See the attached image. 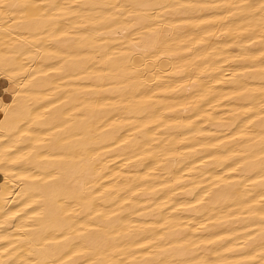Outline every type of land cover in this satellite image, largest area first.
I'll return each instance as SVG.
<instances>
[{"label":"bare ground","instance_id":"6f19581e","mask_svg":"<svg viewBox=\"0 0 264 264\" xmlns=\"http://www.w3.org/2000/svg\"><path fill=\"white\" fill-rule=\"evenodd\" d=\"M0 264H264V0H0Z\"/></svg>","mask_w":264,"mask_h":264},{"label":"rangeland","instance_id":"374dc122","mask_svg":"<svg viewBox=\"0 0 264 264\" xmlns=\"http://www.w3.org/2000/svg\"><path fill=\"white\" fill-rule=\"evenodd\" d=\"M38 4H43V3H38ZM39 12H40L41 14H47V15L50 14V11H49V12H48V11H45V7L42 9V11L39 10L38 13H39ZM46 12H47V13H46ZM51 13H52V12H51ZM192 42H193V41H192ZM238 53H239V51L236 52V54H238ZM149 67H150V66H149ZM150 69H151V68H150ZM183 80H185V79L183 78ZM212 102H214V101H211V102L209 101V102H207V105H208V106H207V105H206V106H207V107H209V106H211V105H212V106H213V105L215 106L216 103H215V102L212 103ZM176 103H177V105H178V104H181V100H179V102L176 101ZM209 104H210V105H209ZM175 105H176V104H175ZM212 106L210 107V109H208L207 107H205V108H204L205 110H204V111H203V110L201 111V113H204V112H205V113H204V114H201V116L199 115L200 117H199V119L197 118V120H200L201 122H204V120H205V122L203 123V124H205L206 121H207L209 118L214 117L215 113H217V112L219 113V109H218L217 112H216V111L214 110V109H216V108H214V107L212 108ZM172 109H173V108H172ZM174 109H175V108H174ZM211 109H212V111H210ZM165 110H166V109L161 110V111L164 112ZM169 110H171V109L166 110L165 113H166L167 111H169ZM207 111H208V112H207ZM213 111H215V113H214V114H211V113H213ZM160 113H161V112H159V115H160ZM210 114H211V115H210ZM159 115H158V116H159ZM204 116L207 117L208 119H207V118H204ZM201 117H202V118H201ZM157 118L160 119L161 117H156V120H158ZM160 120H161V122L165 121V119H160ZM162 120H163V121H162ZM131 127H132V126H131ZM244 128H245V127H243L242 130H238V131H239V132H240V131H243ZM245 130H246V129H245ZM245 130H244V132L249 131V129H247L246 131H245ZM244 132H243V133H244ZM243 133L239 134V135H241V136H239V135H238V136L244 139V137H247V136H245ZM127 134H128V133H127ZM127 134H126V135H127ZM237 134H238V133H237ZM128 135H129V134H128ZM247 135H248V134H247ZM236 136H237V135H236ZM180 151H181L182 153L184 152L183 150H180ZM180 151H179V149H178V153H180ZM166 152H167V153H166ZM166 152H165V151L162 152L163 155L166 154L165 156H163V155L161 154L162 157L160 156L161 158H159V159H155V160H156V161H159V163H161V162L164 160V159H163L164 157H165V159H166V158L169 157V155H170V156L173 155V152H171L172 154H171L170 151H168V150H166ZM168 154H169V155H168ZM166 156H167V157H166ZM204 158H205V157H204ZM204 158H203V159H204ZM130 159H131V158L128 157V160H127V159H126V160L129 162ZM160 159H161V160H160ZM206 159H208V158H206ZM126 160H125V161H126ZM183 174H185V173L182 172L181 175H180V173H179V174L175 175V178H176V179L179 178V177L181 178V176H183ZM176 179L173 178V180H176ZM153 180H154V182H156L158 179H153ZM150 186H152V185H150ZM202 222H203V221H202ZM166 225H167V224H166ZM168 225H169V224H168ZM168 225H167V226H168ZM158 226H159V227H158L159 229H160V228H165V227H167V226H165V225H164V227H163V225H161V224L158 225ZM155 229L158 230V231L161 230V229H160V230L157 229V226H155ZM152 242H153V241H152ZM152 242L150 241V245L146 244V245H147L146 247L151 246V245H152V244H151ZM153 245H155V242H153ZM153 245H152L151 247H149V249L152 248V247H154ZM146 249H147V248H146Z\"/></svg>","mask_w":264,"mask_h":264}]
</instances>
